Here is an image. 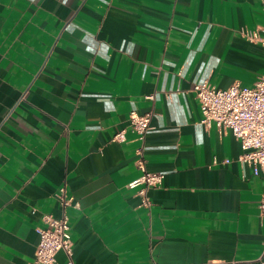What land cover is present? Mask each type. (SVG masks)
Returning <instances> with one entry per match:
<instances>
[{"label":"crops","instance_id":"obj_1","mask_svg":"<svg viewBox=\"0 0 264 264\" xmlns=\"http://www.w3.org/2000/svg\"><path fill=\"white\" fill-rule=\"evenodd\" d=\"M249 30L264 0H0V264L33 260L62 186L73 264H264V173L193 91L254 85ZM131 111H153L144 143ZM142 145L164 174L149 207L128 186Z\"/></svg>","mask_w":264,"mask_h":264},{"label":"built area","instance_id":"obj_2","mask_svg":"<svg viewBox=\"0 0 264 264\" xmlns=\"http://www.w3.org/2000/svg\"><path fill=\"white\" fill-rule=\"evenodd\" d=\"M246 36L264 46V38H260L257 31L249 30ZM193 91L200 104L201 123L206 127L216 124L221 135L232 133L241 144L239 160L251 167L254 174L264 173V72L251 87L234 83L228 88H217L204 80L194 83ZM147 98L154 99V95H147ZM152 116L153 111L143 114L131 111L129 114L130 128L142 143L151 128ZM115 140H125L124 131L118 133ZM143 148V145L137 148L135 159L141 175L128 186L137 188L140 205L149 207L151 201L148 190L162 185L164 174L147 168ZM56 196L63 215L60 218L51 214L43 216L44 224L38 228L39 241L35 256L29 264H57L56 255L61 250L68 256V264H73V240L67 208L72 206L74 199L67 195L65 186L59 189ZM259 209L260 215L264 217V197L259 202Z\"/></svg>","mask_w":264,"mask_h":264}]
</instances>
